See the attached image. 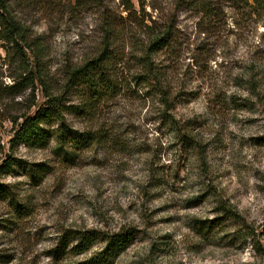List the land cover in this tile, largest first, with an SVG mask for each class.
<instances>
[{"label":"rangeland","instance_id":"1","mask_svg":"<svg viewBox=\"0 0 264 264\" xmlns=\"http://www.w3.org/2000/svg\"><path fill=\"white\" fill-rule=\"evenodd\" d=\"M209 1L210 23L198 27L197 9L181 0H145L135 23L119 0H105L118 26L117 92L91 110L86 89L68 78L100 50L97 11L70 0L13 3L40 51L0 49V190L9 193H0V264H83L101 243L78 254L67 238L89 229L133 233L112 264H264V9ZM145 26L171 30L152 56L167 107L138 85ZM48 94L64 99L69 128L97 137L71 160L54 139L10 143ZM170 118L189 121L203 152L178 143Z\"/></svg>","mask_w":264,"mask_h":264},{"label":"trees","instance_id":"2","mask_svg":"<svg viewBox=\"0 0 264 264\" xmlns=\"http://www.w3.org/2000/svg\"><path fill=\"white\" fill-rule=\"evenodd\" d=\"M27 1L29 0H0V49L5 55L13 52L18 58H21L24 57L23 51L27 50L34 58L38 57L40 43L37 40L30 39L29 28L21 22L13 8V3ZM70 1L74 10H95L100 16L102 42L98 54L83 62L79 67L72 69L68 78L72 86L74 81H77L80 86L86 89L85 98H82L84 99L82 106L85 110H91L95 104L114 96L117 92V86L112 79L111 68L117 64L116 53L112 49V44L116 39L118 26L105 0ZM144 1L119 0L122 9L129 14L126 18L130 22L135 23V20H137L136 8L143 9ZM181 1L197 9L198 27L201 26L200 24L210 23L212 12L209 0ZM242 2L251 6L254 13L257 9H264V0H242ZM55 3L57 6L66 7L61 1ZM131 15L134 18H129ZM144 28L145 42L138 55V63L141 69L138 85H143L153 91L159 97L160 103L167 107V98L165 97L167 93L164 82L161 80L159 67L153 62L152 56L157 50H161L168 45L171 30L162 27L159 32L154 33L150 27L145 26ZM204 31L202 30V33ZM256 77L255 75L253 79H256ZM45 97V102L38 106L32 115L22 117V121L17 124L13 132L10 140L11 144L42 147L47 145L51 139H54L55 153L61 155L65 160H71L77 152L87 151L96 143L97 137L92 132L74 130L66 124L64 113L67 108L61 96L48 94ZM48 122H55V129H46L44 125ZM188 122L186 120L183 126L180 127L177 126L180 124L179 122H175L173 118L168 119V125L173 129L174 136L180 145L203 152L202 146L196 142L194 135L191 133V128L187 125ZM5 165L6 162L0 166V169ZM0 193L9 194L4 190H0ZM24 208V206L15 204L16 211ZM221 211L234 221L240 220L236 211L230 206L221 207ZM132 237L133 233L128 230L107 234L99 230L89 229L74 233L67 239H72L73 249L78 254L87 251L96 241L101 243L98 251L91 253L83 264H112L115 255L129 245Z\"/></svg>","mask_w":264,"mask_h":264}]
</instances>
